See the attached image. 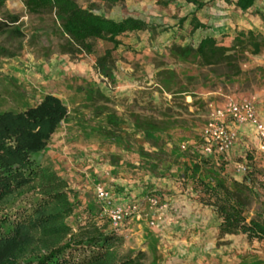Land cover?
<instances>
[{"label":"rangeland","instance_id":"obj_1","mask_svg":"<svg viewBox=\"0 0 264 264\" xmlns=\"http://www.w3.org/2000/svg\"><path fill=\"white\" fill-rule=\"evenodd\" d=\"M157 1L109 4L78 0L84 8L108 18L134 17L152 26L121 37L122 45L113 51L108 63L112 78L96 67L97 58L112 49V43L94 41L93 55L65 54L62 28L55 16L31 15L23 0H9L0 10V23L5 24L0 31V113L25 110L47 94L60 97L69 110L47 150L35 157L69 181L76 204L68 223L77 229L92 220L114 231L94 193V184L101 182L112 192L116 190L113 176H154V182L144 185L146 192L134 199L140 214L128 217L116 231L125 240L123 253L143 252L144 264L162 261L153 229L158 227L151 226V221L159 224L163 215L151 208L149 197L170 204L171 198L183 194L201 204L195 178L212 182L232 178L252 181L255 195L248 218L264 203L260 184L264 181V153L257 154L251 135L242 137L234 156L227 153L217 160L191 144H199L204 125L229 102L248 100L259 105L264 90V52L247 55L240 63L242 72L233 76L224 68L206 67L196 57L183 59L172 51L175 45L196 48L206 36L230 45L227 17L239 27L233 20L241 19L244 13L222 0H210L208 5H218L214 11L206 10L209 24L191 33L189 20H180L191 14L193 6L176 0L164 7ZM12 17L18 21L13 23ZM241 163L256 171L238 174L236 168ZM87 177L90 182L86 184ZM253 244L241 249L246 252L240 259L230 257L234 264H264V259L259 260V254L254 253L264 255V241Z\"/></svg>","mask_w":264,"mask_h":264},{"label":"trees","instance_id":"obj_2","mask_svg":"<svg viewBox=\"0 0 264 264\" xmlns=\"http://www.w3.org/2000/svg\"><path fill=\"white\" fill-rule=\"evenodd\" d=\"M9 0H0V10ZM118 4L126 0H103ZM176 0H158L167 7ZM202 9L206 0H184ZM243 13L258 14L259 0H222ZM31 15H53L58 20L65 43L62 52L72 56L95 53L94 41L113 44L96 67L101 74L112 78L108 67L115 49L122 45L121 37L147 31L152 26L146 21L126 17L114 20L84 8L78 0H23ZM12 22L18 21L12 17ZM188 17L180 22L184 23ZM0 31L3 32L5 24ZM191 33L206 28L191 14ZM172 51L186 59L196 57L200 64L224 68L228 75L237 76L240 63L247 55L264 52V34L253 29L237 30L224 45L214 36L203 37L196 48L175 45ZM69 116L63 100L47 94L34 106L25 110L0 113V264H144L145 254H125V240L116 231L89 220L74 229L68 219L75 210V199L69 181L50 167L43 166L35 157L46 151L52 137ZM249 166V174L256 171ZM264 179V173H261ZM199 188L198 201L213 208L219 218L220 237L244 234L252 242L264 241V203L251 217L247 211L254 201L252 181L230 178L215 182L195 178ZM264 187L263 183H260ZM30 200L23 203L26 198Z\"/></svg>","mask_w":264,"mask_h":264},{"label":"crops","instance_id":"obj_3","mask_svg":"<svg viewBox=\"0 0 264 264\" xmlns=\"http://www.w3.org/2000/svg\"><path fill=\"white\" fill-rule=\"evenodd\" d=\"M208 1L210 0H206L207 4L199 10H197L196 6L184 1L186 4L194 7L191 14L196 12L198 19L206 26L209 24L207 15L209 13H207V11L209 9L214 11L218 5V3L214 5L212 2L208 5ZM255 9L264 11V0H259ZM240 13L243 12L240 11ZM191 14L185 16L188 17L189 23ZM250 17H252L253 21L249 19ZM227 18L229 19L227 21V28H229L228 33L231 34L229 37L230 41L236 33L235 30L253 29L264 34V18L258 14L244 13L241 19L239 17L237 20H233L239 23V27L233 25L229 16ZM230 26L233 27L230 28ZM258 102V115L264 122V90L260 98H258ZM235 127H237L240 133V141L234 146L233 150L228 153L229 157L234 156L235 151L239 150L241 139H243L242 137H245V135H251V138H253L257 154L263 153L259 152L257 149L258 141L253 127L250 125ZM56 134L57 133H55L54 136ZM191 144L194 145L196 149H200L198 143L193 141ZM182 148H186V144H183ZM214 159L217 160V158ZM109 172L110 171H105V174L108 175L110 174ZM128 176L127 178H121L119 176L117 179L113 176L111 179L115 182L116 186V190L112 191V197L117 205H126L129 203L138 205L137 202H134L135 197L145 193L147 186L144 185H148L154 178L152 174L147 175L146 173L143 178L131 174ZM87 178L85 179L86 184L90 182V179ZM152 182H154V180ZM176 188L179 187H175V189ZM177 191L181 192L183 190L177 189ZM189 199V195L183 194L171 198L172 201L170 204L167 203L169 208L162 213L163 217H161L162 219L158 224V228H153L155 231L154 235L157 242V249L162 257L161 264H234L230 257L233 259H240V254L246 252L245 250H241L242 248L245 249L244 247L246 244L249 245L250 243H254L253 246L261 244L262 241L258 240L250 242L244 234H227L220 237L221 219L217 212L209 206L202 203L199 204L196 201H190ZM254 253L259 254V260L264 259L263 252L254 251ZM254 261L256 260L254 259Z\"/></svg>","mask_w":264,"mask_h":264},{"label":"built area","instance_id":"obj_4","mask_svg":"<svg viewBox=\"0 0 264 264\" xmlns=\"http://www.w3.org/2000/svg\"><path fill=\"white\" fill-rule=\"evenodd\" d=\"M245 125L254 128L258 141L257 149L264 153V122L259 118L256 103L248 100L231 101L223 109L212 114L200 133L199 146L202 153L217 159L229 153L240 141V133L235 126ZM248 171L247 163H241L236 168V172L241 175H247ZM94 193L102 202L103 213L109 219L114 231H119L131 215L140 214L137 204H114L112 192L101 182L94 184ZM148 201L151 208L161 213L168 208L167 203H161L157 197H149ZM151 226L158 227V223L153 220Z\"/></svg>","mask_w":264,"mask_h":264}]
</instances>
